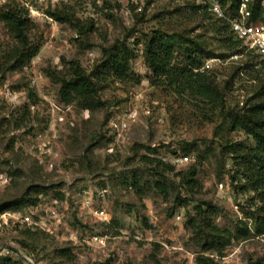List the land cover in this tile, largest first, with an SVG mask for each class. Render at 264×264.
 <instances>
[{
  "label": "rangeland",
  "instance_id": "374dc122",
  "mask_svg": "<svg viewBox=\"0 0 264 264\" xmlns=\"http://www.w3.org/2000/svg\"><path fill=\"white\" fill-rule=\"evenodd\" d=\"M219 1L224 23L208 0L18 3L30 13L28 35L39 52L17 71L5 70L17 39L0 19V203L20 196L37 203L0 216L4 254L23 264H264V234L253 222L261 202L244 173L246 151L229 152L255 146L246 123L264 127L263 57L232 48L228 17L238 0ZM252 7L264 23L262 0ZM167 38L177 42L178 65L188 63L190 45L197 56H212L201 70L223 105L155 79L145 43ZM116 43L133 50L139 83L98 68L103 50ZM74 63L95 81L90 108L61 95ZM172 154L189 160L168 170L145 159ZM27 214L33 223L22 220ZM240 220L250 236L238 235ZM28 228L35 238L26 237Z\"/></svg>",
  "mask_w": 264,
  "mask_h": 264
},
{
  "label": "trees",
  "instance_id": "16d2710c",
  "mask_svg": "<svg viewBox=\"0 0 264 264\" xmlns=\"http://www.w3.org/2000/svg\"><path fill=\"white\" fill-rule=\"evenodd\" d=\"M10 2V3H9ZM8 4H5L0 9V19L4 21L10 30L13 32L14 37L17 39V44L7 52L6 57V71H17L26 66L31 60L38 54L39 47L33 46V43L29 39L28 29L31 24L29 17V11L25 7H22L18 2L10 0ZM239 3V0H238ZM238 6V4H237ZM237 8V7H236ZM253 8V21H260L255 18L261 12L260 7L256 10ZM207 12V11H206ZM50 15L56 19L65 17L71 19L70 14L58 15L56 12L49 11ZM256 16H255V15ZM218 22H225L224 19L218 18ZM226 27V25H224ZM230 32L233 34L231 28ZM234 40L228 37L233 47L241 46V52H244L252 56H260L255 51H246L243 46V41L234 36ZM177 42L175 39H166L156 41L155 39L149 40L145 43V55L149 67L152 69L155 79L158 81L166 82L168 85L175 87V91L179 93H188L195 97H199L203 100L209 101L213 105L224 104L223 96H220L214 89L213 80L204 70H201L203 63L206 59L212 57L210 54L205 56H197V50L190 45L186 48V58L188 63L184 66L178 65L174 62L175 59V47ZM195 44V42L193 43ZM104 59L98 68H102V71H109L116 79L128 80L135 83L140 82V77L137 76L133 69L131 62L135 57L133 50L124 44H114L104 50ZM239 50H236L235 53ZM262 67L264 68V58L260 60ZM101 71V70H100ZM61 95L65 103H71L74 100H79L80 103L87 108L93 106V99L96 96L97 88L94 79L90 73H87L79 64H72L70 72L61 78ZM31 99L33 103L36 102V97L31 93ZM239 122H235L234 128H237ZM246 123V122H245ZM244 123V124H245ZM245 126L253 135L255 140V146L245 150L242 146L236 145L230 148L231 153L238 151L245 153L244 170L247 180L252 189L258 191L259 201L261 205L258 206V215L255 216L254 229L257 234H264V127L263 122L258 121L250 125L246 123ZM149 162H157L158 164H164L168 170L173 169L174 165L165 163L161 158L146 156ZM197 170L195 167L190 168L186 172V179L189 183L191 178L188 176H195ZM240 172H237L233 178L236 180L240 177ZM31 199L27 200L25 196L16 197L0 203V216L11 209L23 207L24 205H30L32 207L37 206L34 201L32 205ZM209 208L212 205L206 202ZM212 213H215L214 211ZM238 224L241 228L238 229V235L242 237H248L253 233L247 222L240 220ZM208 227L215 235H222L223 232L217 226L210 221ZM27 238H35L37 233L31 228L24 231ZM0 264H23L19 259L16 260L8 254L0 255ZM97 264H108L107 262H100Z\"/></svg>",
  "mask_w": 264,
  "mask_h": 264
},
{
  "label": "built area",
  "instance_id": "2783aa9c",
  "mask_svg": "<svg viewBox=\"0 0 264 264\" xmlns=\"http://www.w3.org/2000/svg\"><path fill=\"white\" fill-rule=\"evenodd\" d=\"M10 0H0V4H4ZM25 7L31 8L36 3H42L49 0H14ZM264 5V0H262ZM209 9L214 11L219 18L226 19L227 16L222 11V5L219 0H208ZM252 0H239L236 14L228 17L231 30L238 39L243 41V46L246 51H255L264 58V23L253 21V10L251 9ZM60 121L64 120L61 116ZM162 157V156H161ZM165 162L174 166L181 165L189 160L188 155L172 154L163 156ZM30 214L22 216V220L28 223H33V218ZM35 222V221H34ZM36 225V224H35ZM34 226V225H33Z\"/></svg>",
  "mask_w": 264,
  "mask_h": 264
},
{
  "label": "water",
  "instance_id": "95a60500",
  "mask_svg": "<svg viewBox=\"0 0 264 264\" xmlns=\"http://www.w3.org/2000/svg\"><path fill=\"white\" fill-rule=\"evenodd\" d=\"M7 247H8L7 244H5L4 246H2V247L0 248V255L3 253V251H4Z\"/></svg>",
  "mask_w": 264,
  "mask_h": 264
}]
</instances>
